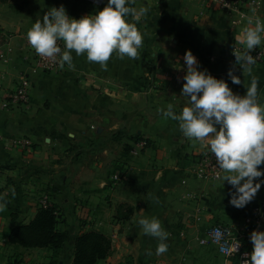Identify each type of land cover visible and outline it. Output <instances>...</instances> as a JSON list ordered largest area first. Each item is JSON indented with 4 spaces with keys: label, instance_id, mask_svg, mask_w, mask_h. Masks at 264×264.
Here are the masks:
<instances>
[{
    "label": "crops",
    "instance_id": "crops-1",
    "mask_svg": "<svg viewBox=\"0 0 264 264\" xmlns=\"http://www.w3.org/2000/svg\"><path fill=\"white\" fill-rule=\"evenodd\" d=\"M106 4H0V31L13 50L12 62L0 65V203L5 204L0 211V264H72L74 239L90 230L105 235L111 245L109 256L97 264H235L214 248L200 246L197 238L211 225L235 223L231 216L236 211L250 214L264 200V183L255 198L238 209L229 203L235 190L227 182L194 181L193 162L206 147L184 137L178 122L163 118L158 109L172 104L179 114L188 106V98L181 95L185 81L172 77L176 69L186 67V50L197 58L199 70L224 79L234 94L245 95L244 84L249 86L255 77L258 101L264 104V64L251 66L249 72L231 56L233 45H243L237 38L248 23L233 27L225 14L206 10L194 0H135L127 6L147 9L138 22L127 18L143 34L139 59L113 54L104 70L86 55L72 52L75 70L65 64L59 73L49 74L32 66L27 32L50 8L63 5L70 18L79 19ZM248 15L264 23V0L259 11ZM233 66L239 85L227 75ZM21 74L32 90L26 105H14L9 93ZM19 140H27L30 147L13 144ZM140 140L147 146L133 155ZM117 172L125 180L112 185L110 176ZM43 197L61 215L59 229L66 233L61 249L8 244L13 225L8 212L28 222ZM141 217L157 218L169 233L166 253L156 254L159 241L143 234Z\"/></svg>",
    "mask_w": 264,
    "mask_h": 264
},
{
    "label": "clouds",
    "instance_id": "clouds-1",
    "mask_svg": "<svg viewBox=\"0 0 264 264\" xmlns=\"http://www.w3.org/2000/svg\"><path fill=\"white\" fill-rule=\"evenodd\" d=\"M135 0H107L106 6L96 12L79 19L70 18L66 9L50 8L36 20L27 32L30 46L40 57L57 62L59 67L75 70L72 52L76 56L86 55L88 62L98 63L107 70V63L113 54L119 59L125 57L137 60L143 48V34L137 23L129 22L131 16L138 22L147 12L141 7L136 9L127 5ZM264 23L260 19H249L242 30V37L237 39L245 46L244 52L233 49L235 63L242 70L255 63L250 54L262 43ZM63 41V49L58 45ZM186 72L183 76L181 95L188 98V106L177 114L174 106L168 104L166 109L160 108L163 118L177 121L184 137L208 148L214 154L220 173L217 178L223 184L227 182L235 190L230 193L229 203L240 209L250 203L261 188L256 182L264 176L260 166L264 164V104L258 101V84L255 77L246 87V94H234L224 79H217L207 70H199V62L191 50H186L184 57ZM233 84H241L235 75V66L227 73ZM217 126H219L217 128ZM5 204L0 203V211ZM145 235L158 239L156 254L167 252L166 240L169 233L161 222L153 217H141L138 221ZM252 251L245 253L242 264H264V231L253 230L250 235ZM237 241L231 249L237 252ZM148 255L151 251L148 250Z\"/></svg>",
    "mask_w": 264,
    "mask_h": 264
},
{
    "label": "built area",
    "instance_id": "built-area-1",
    "mask_svg": "<svg viewBox=\"0 0 264 264\" xmlns=\"http://www.w3.org/2000/svg\"><path fill=\"white\" fill-rule=\"evenodd\" d=\"M90 4L100 7L102 6L104 0H86ZM203 6L206 10H217L225 14L233 27H240L245 22L248 23L249 17L248 13L252 10L259 11L261 9L262 0H194ZM263 42L259 47H256L251 51V55L254 57L255 63L264 64V34H262ZM58 45L63 49V41H58ZM27 48L31 56V64L36 69L49 73L57 74L62 69L59 67L57 57V62H53L49 59L40 57L36 54L35 50L27 42ZM233 49L239 52L245 51V46L240 44H235L231 48V56L233 55ZM13 50L7 43L0 45V65L7 66L12 62ZM177 72L174 73V79L178 81H183V76L186 72V67L182 69H176ZM32 90V84L23 75H19L15 80L13 90L9 93V99L14 105H26L29 99L30 92ZM14 145H20L22 147H30L27 140L14 141ZM147 146L146 141L140 140L136 143V149L132 150V154L136 155L138 151L144 149ZM139 149V150H138ZM216 159L214 154H211L208 148L203 149L196 157L193 162L192 167V178L194 181L205 184H212L220 179L217 178V174L220 170L217 168ZM223 175V173H220ZM122 173H115L110 177L112 185H117L122 179H124ZM182 185H186V180L181 182ZM190 199L196 200L195 195H187ZM39 207L43 209L52 208V204L47 197H43L39 201ZM200 214V211H197ZM197 221L199 217L195 216ZM253 230L264 231V200L261 202L258 208L253 209L250 214L243 217L241 222L237 227H231L225 224H214L205 229L201 236L197 238V243L200 246H210L214 248L216 253L222 257L226 262H230L231 259L236 258V264H242L245 259V253L250 254L245 249V244L251 243L250 235ZM239 242L238 251L233 253L231 249L234 247L236 242ZM156 264H165L163 262L157 261Z\"/></svg>",
    "mask_w": 264,
    "mask_h": 264
},
{
    "label": "trees",
    "instance_id": "trees-1",
    "mask_svg": "<svg viewBox=\"0 0 264 264\" xmlns=\"http://www.w3.org/2000/svg\"><path fill=\"white\" fill-rule=\"evenodd\" d=\"M9 0H0L5 4ZM5 35L0 31V45L5 42ZM13 224L7 232V242L24 249H49L57 252L64 244L66 233L59 229L61 215L54 206L49 209L39 207L33 219L28 222L17 221V215L8 212ZM111 249L109 239L97 231L81 232L73 241L72 264H97L109 256ZM251 253L252 245L245 244Z\"/></svg>",
    "mask_w": 264,
    "mask_h": 264
},
{
    "label": "rangeland",
    "instance_id": "rangeland-1",
    "mask_svg": "<svg viewBox=\"0 0 264 264\" xmlns=\"http://www.w3.org/2000/svg\"><path fill=\"white\" fill-rule=\"evenodd\" d=\"M146 148V147H145ZM139 150V149H138ZM117 173H121V172H117ZM115 174V173H114ZM113 175V174H112ZM111 175V176H112ZM110 176V177H111ZM124 177H125V175H124ZM125 180V178L124 179H122L119 183H117V184H120L122 181H124ZM110 183H111V181H110ZM112 184V183H111ZM263 200H261L260 202H259V204L257 205V206H255L254 208H258L259 206H260V204H261V202H262ZM53 206V205H52ZM237 212L238 211H236V213H233V215L231 216V219L235 222V223H230V224H225V225H229V226H231V227H237V225L241 222V220L243 219V217L244 216H246V214H247V212H242L241 214H237ZM220 224H222V223H220ZM224 224V223H223ZM59 228H61V227H59ZM0 248H2V245L0 244ZM57 253H55L54 255H56ZM41 257H43V256H41ZM180 261H181V259H180ZM231 261L232 262H234L235 264L237 263V260H236V258H233V259H231Z\"/></svg>",
    "mask_w": 264,
    "mask_h": 264
}]
</instances>
